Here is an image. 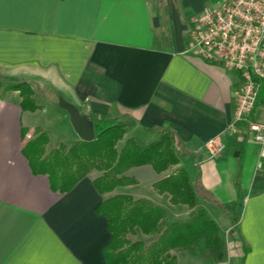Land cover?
Segmentation results:
<instances>
[{
  "label": "crops",
  "instance_id": "0c3cea01",
  "mask_svg": "<svg viewBox=\"0 0 264 264\" xmlns=\"http://www.w3.org/2000/svg\"><path fill=\"white\" fill-rule=\"evenodd\" d=\"M224 1L0 0V75L41 85L35 112L22 109L18 92L0 91V264H107L111 234L97 213L105 200L93 183L98 172L61 194L22 153L36 131L49 137L46 154L83 141L66 106L84 132L95 129V118L122 122L119 149L128 138L150 144L170 127L197 206L218 225L217 210L230 221L227 239L220 228L218 264H264V147L246 125L234 129L239 76L188 52L193 18ZM218 136L224 149L214 156L206 144ZM172 170L128 173L146 180L140 197L177 221L190 206L153 188ZM235 214L237 240L228 236Z\"/></svg>",
  "mask_w": 264,
  "mask_h": 264
},
{
  "label": "trees",
  "instance_id": "16d2710c",
  "mask_svg": "<svg viewBox=\"0 0 264 264\" xmlns=\"http://www.w3.org/2000/svg\"><path fill=\"white\" fill-rule=\"evenodd\" d=\"M2 85L0 83V90ZM4 90L18 91L24 111L39 108L33 100V91L27 83L11 85ZM27 130H23L25 135ZM96 137L79 141L71 147L60 145L46 154L49 143L47 133L36 131V137L24 146L22 153L35 174L47 175L51 187L61 194L70 192L93 170L102 175L94 180L100 194L117 187L136 184V180L121 176L131 168L149 165L157 174L175 169L153 184L159 194L170 195L173 205L187 204L192 211L186 219L170 221L166 210L148 199H134L129 195H115L105 199L97 213L107 218L110 241L104 249L107 264H180L174 250L187 249L204 242L210 251L213 264L225 257V242L219 225L201 207L197 206V192L187 172L178 167L180 159L174 131L161 128L158 140L140 145L128 138L122 149L117 144L125 137V125L118 119L95 118ZM239 215L231 216L232 231ZM140 230L143 235L155 237L149 244L132 241L128 235ZM248 251L244 247V253Z\"/></svg>",
  "mask_w": 264,
  "mask_h": 264
},
{
  "label": "built area",
  "instance_id": "2783aa9c",
  "mask_svg": "<svg viewBox=\"0 0 264 264\" xmlns=\"http://www.w3.org/2000/svg\"><path fill=\"white\" fill-rule=\"evenodd\" d=\"M188 52L237 72L234 124L246 125L264 147V0H229L206 8L193 18ZM206 146L214 156L224 149L219 136Z\"/></svg>",
  "mask_w": 264,
  "mask_h": 264
},
{
  "label": "rangeland",
  "instance_id": "374dc122",
  "mask_svg": "<svg viewBox=\"0 0 264 264\" xmlns=\"http://www.w3.org/2000/svg\"><path fill=\"white\" fill-rule=\"evenodd\" d=\"M3 78L4 76L3 75H0V83L2 85V89H4L5 87L7 86H11V85H17V84H23V83H27L28 86L32 89L33 91V95H34V90L35 89H40V84L39 83H30V82H27V81H24V80H19V81H3ZM0 90V91H1ZM9 91H12V90H9ZM18 92V91H16ZM19 93V92H18ZM33 98V97H32ZM34 100V99H33ZM35 101V100H34ZM239 124H235V127L234 129L238 132L239 130ZM36 134V132L34 133V135ZM36 137V136H35ZM120 144L118 143L117 144V150L120 151L122 148H120ZM146 166H149V165H146ZM141 167H144V166H141ZM151 167V166H150ZM137 168V167H136ZM133 169V168H131ZM131 169H129L127 172H125L124 174H122L121 176H127V177H130L134 180H136V184L134 185H128V186H122V187H125V188H120L119 190H116L117 188H115L112 192H109V193H105L103 195H105V199H108L112 196H115V195H129L131 197H133L134 199H148V198H143V197H140L138 194L141 193V191L146 188V180H143L142 183L143 185H141V182L139 181V179L136 178V176L134 175H131L132 172L128 173ZM153 169V168H152ZM171 169H175L174 167L170 168L168 171H170ZM172 170V171H173ZM171 171V172H172ZM98 172V177H100L102 175L101 172L97 171V170H93L92 172H90L89 174L91 173H96ZM170 172V173H171ZM165 173V172H164ZM169 173V174H170ZM97 174V173H96ZM139 174H137L138 176ZM160 175V174H159ZM96 177V178H98ZM140 183V185H138ZM144 186V187H143ZM154 188V187H153ZM141 190V191H140ZM155 190V189H154ZM156 191V190H155ZM165 194V193H164ZM169 195V194H168ZM170 196V195H169ZM150 200V199H148ZM151 202H153L152 200H150ZM154 203V202H153ZM156 204V203H155ZM158 205V204H157ZM160 206V205H159ZM162 207V206H161ZM164 208V207H163ZM165 209V208H164ZM166 210V209H165ZM167 212V210H166ZM217 214H216V221L219 223V226L222 230L223 233H225V231L229 228V223L230 221L227 219V217H225V215H223V212L220 211V210H217L216 211ZM190 214V213H189ZM167 216H168V212H167ZM189 216V215H188ZM187 216V217H188ZM169 219V217H168ZM183 219H186V218H183ZM183 219H180V220H183ZM179 221V220H177ZM174 222V221H172ZM237 225H235V227L233 228V231H232V226L228 232V236L229 238L231 239H235L237 240ZM225 239H227V234L225 233ZM128 238L132 241H137V240H141L143 242H145L146 244H149L151 241H153L155 239V237H149V236H145L142 234V232L140 230H136V233L135 234H130L128 235ZM172 254L175 255L178 259V262L180 264H213V259H212V256H211V253L210 251L207 249V247L205 246L204 242H201L199 244H194L192 247L190 248H187V249H181V250H174L172 251Z\"/></svg>",
  "mask_w": 264,
  "mask_h": 264
},
{
  "label": "water",
  "instance_id": "95a60500",
  "mask_svg": "<svg viewBox=\"0 0 264 264\" xmlns=\"http://www.w3.org/2000/svg\"><path fill=\"white\" fill-rule=\"evenodd\" d=\"M66 108L68 109V111L70 112L71 114V118H72V121L76 127V130L77 132L80 134L81 138L84 140V141H91V140H94L95 139V129L93 126H91L90 128V131L89 132H84V130H81L79 128V124H78V116L76 114V111L73 109V108H70L68 106H66Z\"/></svg>",
  "mask_w": 264,
  "mask_h": 264
}]
</instances>
